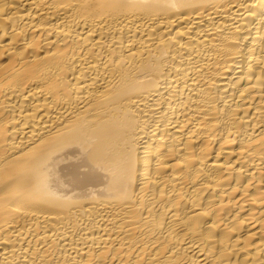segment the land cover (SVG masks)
Returning <instances> with one entry per match:
<instances>
[{"label": "bare ground", "instance_id": "obj_1", "mask_svg": "<svg viewBox=\"0 0 264 264\" xmlns=\"http://www.w3.org/2000/svg\"><path fill=\"white\" fill-rule=\"evenodd\" d=\"M0 264H264V0H0Z\"/></svg>", "mask_w": 264, "mask_h": 264}]
</instances>
